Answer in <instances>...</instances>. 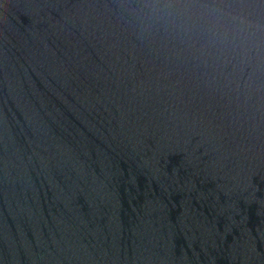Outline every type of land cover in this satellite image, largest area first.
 <instances>
[{"label": "water", "instance_id": "obj_1", "mask_svg": "<svg viewBox=\"0 0 264 264\" xmlns=\"http://www.w3.org/2000/svg\"><path fill=\"white\" fill-rule=\"evenodd\" d=\"M259 23L261 0H0V264H264Z\"/></svg>", "mask_w": 264, "mask_h": 264}, {"label": "clouds", "instance_id": "obj_2", "mask_svg": "<svg viewBox=\"0 0 264 264\" xmlns=\"http://www.w3.org/2000/svg\"><path fill=\"white\" fill-rule=\"evenodd\" d=\"M261 3L264 4V0H261ZM143 7L148 8L149 10L151 9H156L162 7L161 5L158 4H152V3H146L143 5ZM166 7V6H165ZM150 18L156 19V17L153 16V13L150 11ZM160 20H165V16H160ZM238 22H244L243 20H238ZM250 27L254 30L255 33L259 32H264V23H259V24H250Z\"/></svg>", "mask_w": 264, "mask_h": 264}]
</instances>
